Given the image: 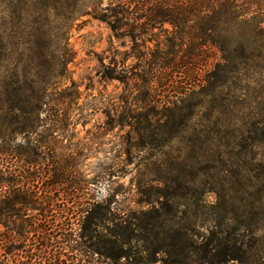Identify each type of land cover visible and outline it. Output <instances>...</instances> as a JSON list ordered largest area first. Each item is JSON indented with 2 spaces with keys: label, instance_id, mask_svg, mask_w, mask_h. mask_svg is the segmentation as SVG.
<instances>
[{
  "label": "rangeland",
  "instance_id": "1",
  "mask_svg": "<svg viewBox=\"0 0 264 264\" xmlns=\"http://www.w3.org/2000/svg\"><path fill=\"white\" fill-rule=\"evenodd\" d=\"M110 1L0 0V264H205L215 242L235 258L223 264H264V181L236 192L231 176L264 167L261 131L254 146L264 128V45L245 30L220 32L234 65L208 77L220 54L189 40L197 19L158 22L150 1H115L134 8L132 40L96 17ZM46 79L57 82L55 99L30 124L10 107L6 83ZM28 147L34 165L24 161ZM207 164L233 182L201 197L185 249L152 253L157 241L145 245L151 235L132 227L129 242H113L111 218L154 200L147 180L188 178ZM215 215L219 225L206 219Z\"/></svg>",
  "mask_w": 264,
  "mask_h": 264
},
{
  "label": "trees",
  "instance_id": "2",
  "mask_svg": "<svg viewBox=\"0 0 264 264\" xmlns=\"http://www.w3.org/2000/svg\"><path fill=\"white\" fill-rule=\"evenodd\" d=\"M115 1L120 0L110 1L100 10L96 17L105 21L114 33H120L118 31L124 29V33L134 40L136 38L135 31L137 25L127 23L129 20H132L130 13L134 8L130 9L128 5L120 8L119 5L121 4L115 3ZM137 1H150V10H152L158 22H168L175 25L174 23L183 20L180 17L182 14L197 19V22L191 26L193 32L189 34V40L198 41L199 44L212 47L220 54L213 68L206 72L205 76H212L218 70H228V67L234 65V51L230 50L229 41L222 38L220 32L230 28L245 30L250 36L253 46L260 48L264 45V0H190V4L186 7L177 4L181 0ZM122 18L125 19L126 23L117 24ZM109 77L116 78L114 76ZM56 83L47 79L42 82H21L17 80L14 83H6V86L10 87L9 95L11 102L9 105L15 111L25 113V118L30 121V124H33L35 121L37 122L38 114L44 111V108L51 100L55 99L52 96L57 87ZM54 106H57V108L60 107L61 102H57ZM254 132V146L255 149H258L261 136L258 137L257 135L258 132L260 135H263L264 128H258ZM43 142L45 140L41 141V143ZM5 144L6 140L2 138L0 147H3ZM24 152V161L27 164L34 165L37 163L34 159L36 155L34 147H28ZM259 164L253 166V168L245 164V167L241 168V171L238 170L231 174L236 192H244L255 184L258 185L260 180L264 181V167H260L261 164ZM214 169V167L207 164L196 168L194 174L188 178L177 174L171 178L160 176L147 180L146 183L154 187V193L151 194L154 195V200L152 202H149L147 199L143 200L150 203L149 209H139L137 212H131L130 215H126L125 217L118 216L111 218V220L115 221L114 226L116 227L111 232V235L119 237V239L113 242L119 244L129 242L130 240L127 237L134 235L132 228H136L139 230V234L152 236H150L151 240L148 237L142 240L145 245L152 246L157 241V246L155 249L153 248L152 253H166L171 250L181 251L185 249V245L188 242V231H192V225L196 222L197 215L194 209L199 206V201L201 204V197L209 192L218 195L226 184L231 185L233 182L228 177L219 176V170L212 172ZM246 172H249L250 175L253 172V174L250 176ZM251 178L255 180L254 183L251 182ZM184 196L187 197L185 198L186 200L180 202L178 199ZM182 206L187 207L185 211L180 210ZM192 208V212L187 215V211ZM223 217L215 215V217L208 216L206 219L219 225ZM183 220L185 223L180 225ZM228 235L230 234L228 233ZM211 236L218 241L217 232L212 231ZM102 248L103 253L107 256H120L117 248ZM112 252L116 253L113 255ZM233 258L234 256L228 254L225 248L220 246V243L215 242L208 249V255L204 259V263L223 264L225 261Z\"/></svg>",
  "mask_w": 264,
  "mask_h": 264
}]
</instances>
